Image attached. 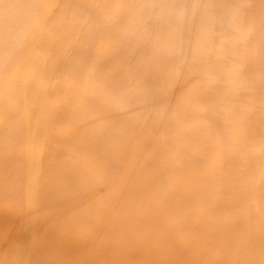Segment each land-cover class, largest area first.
<instances>
[{"label": "rangeland", "instance_id": "1", "mask_svg": "<svg viewBox=\"0 0 264 264\" xmlns=\"http://www.w3.org/2000/svg\"><path fill=\"white\" fill-rule=\"evenodd\" d=\"M80 1L34 0L14 44L0 50V264H224L230 249L233 262L250 264V253L264 252V165L248 175L247 197L224 212L236 237L222 235L227 224L211 215L221 197L218 173L190 171L174 149L164 178L151 183L129 146L108 179L85 176L76 198L79 178L64 162L97 152L84 147L96 134L85 124L84 95L94 86L92 65L98 59L102 71L119 47L121 9L98 12L102 24L89 46ZM207 187L211 197L199 200ZM129 190L131 210L122 203ZM231 236L244 241L245 257Z\"/></svg>", "mask_w": 264, "mask_h": 264}, {"label": "bare ground", "instance_id": "2", "mask_svg": "<svg viewBox=\"0 0 264 264\" xmlns=\"http://www.w3.org/2000/svg\"><path fill=\"white\" fill-rule=\"evenodd\" d=\"M33 3L0 0V50L14 44L23 9L29 14ZM115 3L121 6L119 47L102 71L98 59L92 65L94 86L84 95L91 103L85 124L96 132L84 147L97 152L64 162L68 173L79 178L76 198L85 176L108 179L129 146L137 170L151 183L164 178L165 155L174 149L190 171L218 173L221 197L211 215L227 224L222 235L238 236L224 212L247 197L248 175L264 165V0H102L98 6L81 0L78 13L89 22L84 44L92 46L90 39L97 38L98 12ZM88 53L79 57L83 64L90 60ZM128 194L131 190L122 203L131 210ZM211 194L207 187L199 200ZM152 224L149 219L153 229ZM232 236L245 257L244 241ZM260 250L245 261H264ZM234 256L230 249L224 264H239Z\"/></svg>", "mask_w": 264, "mask_h": 264}]
</instances>
